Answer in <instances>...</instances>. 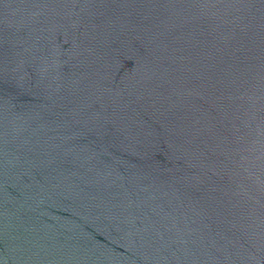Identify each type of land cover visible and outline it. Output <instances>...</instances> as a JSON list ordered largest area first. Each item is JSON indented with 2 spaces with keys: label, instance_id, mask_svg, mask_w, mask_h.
I'll return each instance as SVG.
<instances>
[{
  "label": "water",
  "instance_id": "water-1",
  "mask_svg": "<svg viewBox=\"0 0 264 264\" xmlns=\"http://www.w3.org/2000/svg\"><path fill=\"white\" fill-rule=\"evenodd\" d=\"M0 264H264V0H0Z\"/></svg>",
  "mask_w": 264,
  "mask_h": 264
}]
</instances>
